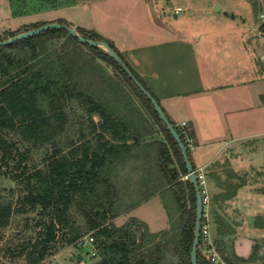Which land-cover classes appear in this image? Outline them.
<instances>
[{
  "label": "trees",
  "instance_id": "obj_1",
  "mask_svg": "<svg viewBox=\"0 0 264 264\" xmlns=\"http://www.w3.org/2000/svg\"><path fill=\"white\" fill-rule=\"evenodd\" d=\"M56 22L68 24L64 19ZM46 23L34 22L23 31ZM261 28L264 31V24ZM75 29L84 37L107 41L158 101L109 39L84 27ZM23 31L4 32L0 41ZM60 36L66 37L68 47L51 52L47 41ZM98 59L113 66L119 80L102 75L105 70L95 62ZM97 68L101 70V79L100 90L96 91L105 93L103 99L94 96L91 83L82 84L79 80L87 72L95 73ZM71 101L78 102L86 115L76 139L64 134L68 120L65 106ZM92 115H98L99 119L94 120ZM170 122L186 145L191 161L183 130ZM162 132L163 138L153 137ZM21 144L26 148L21 150ZM47 145L52 151L42 156L41 164L29 165L31 152ZM134 157L144 164L138 184L141 194L126 207L129 209L159 193L164 205L171 203L173 207L168 212L170 227L160 233L149 231L146 222L136 217H129L121 225L112 221L118 213L114 208L128 189L125 185L120 189L112 176L125 158ZM191 164L195 168L192 161ZM2 166L7 171L0 173L17 183L18 190L14 191L21 197L19 206L0 200V229L16 213L37 211L39 215L37 237L23 238L13 249L24 255L26 264H40L56 249V243L75 244L89 231L97 252L95 260L87 264H191L196 197L190 180L184 179L187 169L181 151L150 100L105 49L80 42L62 28L0 46V169ZM225 174L230 183L220 195L223 200L233 197L240 186L231 183V173ZM71 210H76V215H71ZM204 224L203 212L200 235ZM257 227L264 226L257 224ZM214 243L222 258L235 264L222 253L223 244ZM209 249L200 236L198 264H209L205 254Z\"/></svg>",
  "mask_w": 264,
  "mask_h": 264
},
{
  "label": "rangeland",
  "instance_id": "obj_2",
  "mask_svg": "<svg viewBox=\"0 0 264 264\" xmlns=\"http://www.w3.org/2000/svg\"><path fill=\"white\" fill-rule=\"evenodd\" d=\"M77 2L78 5L80 3V6H73ZM177 6H181L182 10L175 13ZM262 17H264V0H0V34L8 31H23L25 27L34 22L48 23L64 19L68 25L74 28L85 26L88 30L103 34L113 44L115 42L118 44L129 43L132 46L137 43L136 40L145 41L144 45L149 47L141 48L142 51L148 50L150 53L154 52L155 55L159 51H164L172 61V57L177 55L176 52H179V49L172 46L166 48L163 43L160 44L162 36L158 27L163 24L172 25V27L179 26L185 35L190 30L192 34L195 33V54L193 52L190 54L193 56L210 55L215 57L212 60L213 63L222 62L225 64L223 66H234L233 61L236 60L238 66H245L243 76L255 75L256 70L260 74L264 73V58L262 57L264 55V31L261 28L264 22ZM226 33L228 34L226 35ZM229 33H236L240 38L235 41V37ZM65 40V36L53 38L47 41L46 46L51 52L53 50L61 52L62 46L68 47ZM204 42L206 43L203 44ZM172 45L175 46V43ZM224 46H226L225 49ZM82 49H84L83 52L88 53L85 48ZM122 54L132 66L139 62L136 55L130 51L124 53L122 51ZM78 58L79 56H77ZM95 62L105 70L102 75L119 80L113 66L100 59ZM174 64L176 65V62ZM100 73L101 70L97 68L95 73L87 72L79 80L82 84L91 83L95 89L94 96L103 99L105 93L99 94L96 91V89L100 90ZM125 90L130 92L129 87H126ZM106 96L113 103L111 96L107 94ZM65 111L68 120L65 125L67 131L64 134L69 138L76 139L79 135L80 122H86L85 112L76 101L66 103ZM260 114H264L263 105H261ZM92 118L97 121L99 116L92 115ZM157 134L153 137L161 135L163 138L164 136L163 132ZM188 144L189 147L192 146V134L190 139L188 137ZM19 147L21 150L26 148L22 144ZM62 147L63 150H67L66 146L62 145ZM51 151L50 145L33 150L28 164L31 165L33 162L32 165H40L42 156ZM143 165V161L139 158H125L115 169L112 179L114 178L113 180L120 186V189L124 185L128 187L114 208V211L121 215V217L112 220L115 225H121L131 217L124 211L128 209L126 206L135 202L138 195L141 194L139 193L141 186L138 184L141 183L144 174ZM195 169L202 174V195L206 196L203 209L204 225L208 228V246L211 249L205 251V254L209 258V254L214 250L222 258L221 252L215 249L214 243V238L222 235L226 238L225 241H222L223 245H220L222 253L235 264H264V227H257V224L264 226L262 169H259L258 178L253 176L254 174L242 173L240 176L241 168L238 169L240 172L232 179L235 181L233 184L240 183L238 187V189L241 188L240 191L247 186L251 190L249 193L252 194L243 190L236 196L237 189L233 197L226 199L227 201L231 200L224 203L225 211L223 213H220L221 206L216 202L214 193L209 187L211 185L208 184L207 172L202 167ZM5 171H7L6 167L2 166L0 172ZM221 174L223 179H220V182H225L226 174L225 172H221ZM185 178L186 176H184ZM243 178L245 181L248 180L244 185L241 181ZM229 183L225 182L224 186ZM212 187L214 188V186ZM14 188L18 190L17 183L6 174L0 173V200H8L12 202L13 206H19L18 200L21 196L18 191H14ZM166 200L168 201V198ZM164 207L169 221V226L166 228L168 229L170 227L168 212L170 209L173 210V207L171 203ZM142 208L145 207L142 206ZM75 211L71 210V215H76ZM153 217L156 218V216ZM38 218L37 211L16 213L11 217L9 224L0 229V264H26L24 255L13 251V249L18 247L23 238L31 236L33 240L37 237L40 228L36 224ZM76 218L80 224H83L80 217ZM162 218L160 216L159 219L163 220ZM219 218L221 224H218ZM256 228H259L260 231H257ZM162 230L165 229L151 232L160 233ZM87 246L81 247L78 242L71 245H60L58 242L55 244L56 249L40 264H80L82 262L87 264L95 260L96 257L90 255L91 253L88 251L90 245ZM209 264H211L210 261Z\"/></svg>",
  "mask_w": 264,
  "mask_h": 264
},
{
  "label": "crops",
  "instance_id": "obj_3",
  "mask_svg": "<svg viewBox=\"0 0 264 264\" xmlns=\"http://www.w3.org/2000/svg\"><path fill=\"white\" fill-rule=\"evenodd\" d=\"M76 5L78 2L73 6ZM158 28L162 36L160 44L163 43L166 48L172 46L179 49L177 55L172 57L173 62L164 51L156 55L148 50L142 51L141 48L149 47L144 45L145 41L136 40L137 43L132 46L115 42L114 46L121 54L122 51H130L136 55L139 62L132 66L122 54L157 97L169 120L177 125L186 123V128L192 134L191 161L195 168L202 167L207 172L209 187L221 206L220 213H223L224 203L231 199L227 201L220 197L225 192V186L220 182L223 179L221 172L231 173L233 184L235 181L232 179L240 172L239 168L240 176L242 173L257 176L261 168L264 182V114H260L261 105L264 106V73L260 74L256 70L255 75L243 76L245 66H238L236 60L233 61L234 66H223L225 64L222 62L213 63L215 57L210 55L193 56L190 52H195V33L192 34L190 30L185 35L179 26L165 24ZM229 34L235 37V41L240 38L236 33ZM174 43L175 46L172 45ZM241 181L243 185L248 182L244 178ZM240 189L236 196L243 190L248 193L251 191L247 186ZM124 213L146 222L150 231H159L169 226L159 193L150 195ZM119 214L115 219L121 217ZM160 216L163 220L159 219ZM220 220L218 224L222 223ZM256 230L260 231L259 228ZM225 239L221 235L215 237L214 241L223 244Z\"/></svg>",
  "mask_w": 264,
  "mask_h": 264
},
{
  "label": "water",
  "instance_id": "obj_4",
  "mask_svg": "<svg viewBox=\"0 0 264 264\" xmlns=\"http://www.w3.org/2000/svg\"><path fill=\"white\" fill-rule=\"evenodd\" d=\"M217 9V6H216ZM54 28H62L68 31L69 34H71L73 37L77 38L80 42L87 43L91 46L95 47H101L105 49L112 58L118 63V65L127 73L128 77L132 79V81L136 84V86L140 89V91L150 100L151 104L153 105L156 113L158 114L160 120L166 125L168 128L170 134L174 138L175 142L177 143L182 157L184 159L186 169H187V178L190 180L191 184L194 187L195 190V197H196V208H195V227H194V239L192 242L191 247V253H190V261L191 264H198L197 261V248L200 240V231H201V223H202V216H203V196L202 192L200 190V186L198 183L197 175L195 173V168H193L191 161L189 160L188 153H187V147L183 143V141L180 138L179 133L175 129L174 125L170 122L169 118L165 114L164 110L160 106L159 102L152 96V94L143 86V84L133 75L131 70L127 67L124 60L121 58V56L109 45V43L105 40H94L87 37L82 36L78 33V31L66 24V23H60L56 21L48 22L42 26L29 29L23 32H20L19 34H16L14 36H11L5 40L0 41V46L9 45L15 41L25 39L27 37H30L34 34H38L40 32H43L48 29H54Z\"/></svg>",
  "mask_w": 264,
  "mask_h": 264
},
{
  "label": "built area",
  "instance_id": "obj_5",
  "mask_svg": "<svg viewBox=\"0 0 264 264\" xmlns=\"http://www.w3.org/2000/svg\"><path fill=\"white\" fill-rule=\"evenodd\" d=\"M182 10V7L181 6H177L175 8V13H177L178 11H181ZM263 16V15H261ZM263 19V22H264V17H262ZM178 127L183 130V133H184V136H185V139L186 141L188 142V137L190 139L191 137V133H189L186 129V123L185 122H181ZM189 145V144H188ZM195 173L197 175V179H198V183L200 184L199 186L202 187V182H203V179H202V174L200 171H198L197 169H195ZM187 177V175H186ZM203 190V188H202ZM203 196V195H202ZM206 201V196L204 197L203 196V204L205 203ZM205 244L208 246V228L207 226L203 225L202 227V233L201 235ZM78 244L81 246V247H88L87 245H90V250L89 253H91L90 255L91 256H94L96 254V246L94 245V237H93V234L92 232H88L86 234H84L83 236H81L79 239H78ZM211 249V248H210ZM209 249V250H210ZM209 261L211 264H228L223 258H221L217 253L216 251H212L210 254H209ZM80 264H84L83 262L80 263Z\"/></svg>",
  "mask_w": 264,
  "mask_h": 264
}]
</instances>
